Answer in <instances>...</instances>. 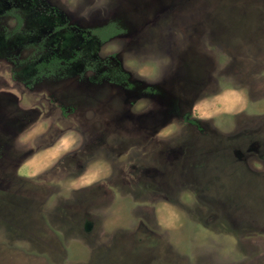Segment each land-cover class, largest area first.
<instances>
[{
    "label": "rangeland",
    "instance_id": "rangeland-1",
    "mask_svg": "<svg viewBox=\"0 0 264 264\" xmlns=\"http://www.w3.org/2000/svg\"><path fill=\"white\" fill-rule=\"evenodd\" d=\"M0 264H264V0H0Z\"/></svg>",
    "mask_w": 264,
    "mask_h": 264
},
{
    "label": "trees",
    "instance_id": "trees-1",
    "mask_svg": "<svg viewBox=\"0 0 264 264\" xmlns=\"http://www.w3.org/2000/svg\"><path fill=\"white\" fill-rule=\"evenodd\" d=\"M93 34L98 36L101 40H106L113 35L119 34L121 29L115 24H109L105 27L92 30ZM55 62V61H54Z\"/></svg>",
    "mask_w": 264,
    "mask_h": 264
},
{
    "label": "flooded vegetation",
    "instance_id": "flooded-vegetation-1",
    "mask_svg": "<svg viewBox=\"0 0 264 264\" xmlns=\"http://www.w3.org/2000/svg\"><path fill=\"white\" fill-rule=\"evenodd\" d=\"M98 37V36H97Z\"/></svg>",
    "mask_w": 264,
    "mask_h": 264
}]
</instances>
